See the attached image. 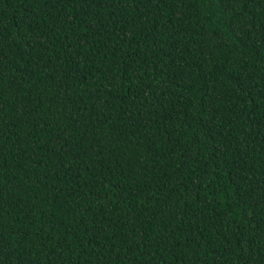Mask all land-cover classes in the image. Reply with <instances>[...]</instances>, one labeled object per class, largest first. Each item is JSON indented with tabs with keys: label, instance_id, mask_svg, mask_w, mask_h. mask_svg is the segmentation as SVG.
I'll use <instances>...</instances> for the list:
<instances>
[{
	"label": "trees",
	"instance_id": "obj_1",
	"mask_svg": "<svg viewBox=\"0 0 264 264\" xmlns=\"http://www.w3.org/2000/svg\"><path fill=\"white\" fill-rule=\"evenodd\" d=\"M0 264H264V0H0Z\"/></svg>",
	"mask_w": 264,
	"mask_h": 264
}]
</instances>
